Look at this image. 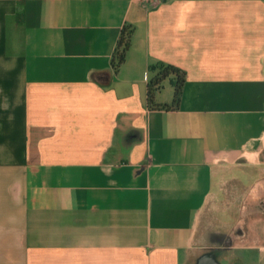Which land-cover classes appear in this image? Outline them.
<instances>
[{"label": "crops", "instance_id": "obj_1", "mask_svg": "<svg viewBox=\"0 0 264 264\" xmlns=\"http://www.w3.org/2000/svg\"><path fill=\"white\" fill-rule=\"evenodd\" d=\"M263 173L264 0H0V264H264Z\"/></svg>", "mask_w": 264, "mask_h": 264}, {"label": "trees", "instance_id": "obj_2", "mask_svg": "<svg viewBox=\"0 0 264 264\" xmlns=\"http://www.w3.org/2000/svg\"><path fill=\"white\" fill-rule=\"evenodd\" d=\"M134 27L125 24L121 30L117 46L113 53L112 63L116 71H118L127 58L129 48L132 44V36ZM150 69L154 72L148 86V102L149 105L156 108H168V103H156L155 98L157 92L163 87L164 81L172 76L176 77L174 81L175 94L172 101L173 105L178 104L182 95V89L185 82L183 70L179 67L165 63L163 61L150 65Z\"/></svg>", "mask_w": 264, "mask_h": 264}, {"label": "rangeland", "instance_id": "obj_3", "mask_svg": "<svg viewBox=\"0 0 264 264\" xmlns=\"http://www.w3.org/2000/svg\"><path fill=\"white\" fill-rule=\"evenodd\" d=\"M262 177L264 178V173H263ZM262 194H264V189H263V191H262ZM249 196H250V195H249ZM237 198H239V202H242V195H241V197L237 196ZM250 198H251V197H250ZM250 198L248 197V201H249ZM242 204H243V203H242ZM195 241H196V244H200V243H202V239H198V238H197ZM204 242H205V241H204ZM205 246H206V245H205ZM226 250H227V249H225V251H226ZM197 257H198V256H195V255L192 256V258L195 259V260L197 259Z\"/></svg>", "mask_w": 264, "mask_h": 264}, {"label": "water", "instance_id": "obj_4", "mask_svg": "<svg viewBox=\"0 0 264 264\" xmlns=\"http://www.w3.org/2000/svg\"><path fill=\"white\" fill-rule=\"evenodd\" d=\"M201 264H218V263L212 260H204L201 262Z\"/></svg>", "mask_w": 264, "mask_h": 264}]
</instances>
